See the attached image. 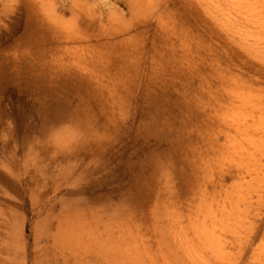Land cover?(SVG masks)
Listing matches in <instances>:
<instances>
[{
  "label": "rangeland",
  "instance_id": "obj_1",
  "mask_svg": "<svg viewBox=\"0 0 264 264\" xmlns=\"http://www.w3.org/2000/svg\"><path fill=\"white\" fill-rule=\"evenodd\" d=\"M257 108L264 0H0V264H264Z\"/></svg>",
  "mask_w": 264,
  "mask_h": 264
},
{
  "label": "bare ground",
  "instance_id": "obj_2",
  "mask_svg": "<svg viewBox=\"0 0 264 264\" xmlns=\"http://www.w3.org/2000/svg\"><path fill=\"white\" fill-rule=\"evenodd\" d=\"M234 7V6H233ZM250 12V11H249ZM253 25V24H252ZM243 35V34H242ZM257 38V37H256ZM256 38H254V39H256ZM255 42V41H254ZM260 50V49H259ZM258 57H261V56H258ZM262 58V57H261ZM236 83V82H235ZM257 112H258V119H264V111L260 108H257ZM255 116H256V114H255ZM254 115H250V119H249V121H251V122H253V124H254V122H255V118L257 119V117H255ZM249 121H247V122H241V123H239L238 125H237V127H236V133H240V131L241 130H243V129H245L248 125H251V123L249 122ZM249 127V126H248ZM251 128V127H250ZM246 135V134H245ZM243 139V138H242ZM246 139V138H245ZM247 139H248V137H247ZM251 139V138H250ZM254 141L255 140H248V142L249 143H251L252 145H253V143H254ZM245 142V141H244ZM264 145V143L262 142V145L261 146H263ZM262 158H264V155L262 154L261 155V159ZM259 165V164H258ZM260 166V165H259ZM258 167V166H257ZM263 167H264V164H263ZM258 172H259V170H258ZM257 173V172H256ZM22 181H24L22 178L20 179V182H22ZM26 184H28V182L26 181ZM58 191V190H57ZM210 207H211V205H210ZM200 209V208H199ZM214 211V210H213ZM208 212V211H207ZM211 213V212H210ZM208 215V214H207ZM212 215V214H211ZM206 217V216H205ZM205 222V221H204ZM205 224V223H204ZM215 225V224H214ZM212 226H213V224H212ZM205 228H208V227H205ZM212 232V231H211ZM205 234V233H204ZM214 234V233H213ZM204 257V256H203Z\"/></svg>",
  "mask_w": 264,
  "mask_h": 264
}]
</instances>
